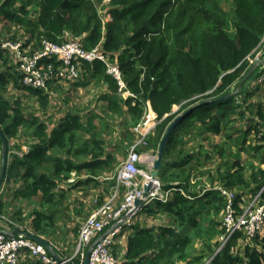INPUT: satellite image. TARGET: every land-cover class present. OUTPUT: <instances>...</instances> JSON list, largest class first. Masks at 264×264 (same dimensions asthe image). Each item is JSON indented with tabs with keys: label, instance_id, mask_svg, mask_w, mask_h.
<instances>
[{
	"label": "trees",
	"instance_id": "obj_1",
	"mask_svg": "<svg viewBox=\"0 0 264 264\" xmlns=\"http://www.w3.org/2000/svg\"><path fill=\"white\" fill-rule=\"evenodd\" d=\"M107 14L109 18H103ZM7 23L10 34L18 29L7 37L22 41L25 48H40L42 39L62 43L67 36L85 49L98 46L119 66L132 96L119 95L102 61H83L82 86L89 84V77L104 87L93 109L71 108L67 98L51 92L61 87L59 82L44 89L21 85L17 69L11 70L13 53L0 45V129L8 152L3 182L15 184L7 190L10 195H0V221L5 220L9 229L48 235L66 216L67 208L59 206L67 194L74 197L72 191L77 190L79 196L92 185L100 188L96 197L102 200V191L116 185L114 176L104 179L118 162L112 151L135 141L132 129L144 117L149 100L158 122L146 150L156 152L167 126L185 113L165 142L158 170L163 189H172L169 197L142 208L152 215L162 212L168 221L151 219L145 227L137 225L127 237L121 262L138 264L153 253L151 264H264V230L249 241L242 231L236 232L215 252L226 207V197L216 185L234 190L238 211L261 189L258 203H264V169L259 167L264 164V108L247 100L253 91L236 100L252 78L258 80L253 88L264 84V58L237 93L225 96L252 65L249 59L264 47V0H0V29ZM10 84L26 90L37 107L28 110L19 94L6 97ZM52 104L56 110H49ZM233 114L244 123L240 136H224L243 150L242 142L252 134L250 147L260 152L257 165L246 168L239 157L231 160V153L218 142L210 148L201 143L189 147L197 139L220 135ZM115 117L122 121L111 127L108 118ZM120 123L125 131L113 135ZM197 170L203 177L192 183ZM197 183L202 187L193 190ZM16 200L18 207L12 204ZM35 200L25 214L20 204ZM78 259L74 256L69 264Z\"/></svg>",
	"mask_w": 264,
	"mask_h": 264
},
{
	"label": "built area",
	"instance_id": "obj_2",
	"mask_svg": "<svg viewBox=\"0 0 264 264\" xmlns=\"http://www.w3.org/2000/svg\"><path fill=\"white\" fill-rule=\"evenodd\" d=\"M0 45L13 53L19 81L23 86L44 89L51 82L75 80L79 77V65L83 61L100 60L105 64L106 72L116 80L119 95L123 98L132 96L126 88L119 66L108 61L98 46L85 49L78 39L71 36H67L62 43L42 39L41 47L35 50L26 49L20 40L1 41ZM45 58H51L52 61H44ZM256 60H260L259 55L250 62ZM157 122L148 100L144 117L133 127L136 139L128 147L126 159L116 169V185L110 196L100 202L95 199V207L78 228L77 246L73 255L57 259L49 254L42 244L27 238L23 233L10 235L0 229V264H17L22 249H27L33 257L46 264H69L78 254L76 264H119L117 256L111 249L119 233L133 224V218L145 205L155 200L165 202L172 190H164L159 178L151 176L156 156L152 150L145 149L148 146L147 138L153 133ZM148 185L149 189L144 196V186ZM121 187L125 190L119 201L117 196ZM217 189L226 197V207L222 215L224 232L219 238L220 246L216 252L236 232L242 231L245 241H249L264 228V203H258L262 189L249 202L244 203L240 211L234 207L233 191L222 186H218ZM136 199H140L141 203L135 204ZM89 247L88 260L85 263Z\"/></svg>",
	"mask_w": 264,
	"mask_h": 264
},
{
	"label": "rangeland",
	"instance_id": "obj_3",
	"mask_svg": "<svg viewBox=\"0 0 264 264\" xmlns=\"http://www.w3.org/2000/svg\"><path fill=\"white\" fill-rule=\"evenodd\" d=\"M0 33L2 34V36H0L1 41H11L13 39L8 38L7 36H9L11 34H18V29L14 28L10 34L7 30V24H5L0 29ZM34 42H37V40L35 39ZM262 46H264V43ZM34 48L36 49V47L32 46L31 48H28V49L33 50ZM263 53H264V47H261L256 52V55L253 58H250L249 60H251V59L255 60L256 56L259 55V59L261 61H263V58H264ZM261 56H263V57H261ZM263 78H264V75L262 76V79ZM257 81L258 80L256 78H255V80H254V78L251 79L252 87L246 86L247 84L246 85L244 84L243 88H242L243 91H242L241 95L239 96V98H237L236 100L240 101L241 97H246V96H248L249 91H253V93L249 92V93H251V95L247 98V100L249 102L250 101L260 102V103H262V106L264 108V88L262 90H261V88L258 89L257 92H256V89L253 88L255 85V82H257ZM103 87L104 86L96 85L94 83V81L92 80L89 82V84H86L85 86H80L78 89L77 88L76 89L71 88L67 92H66V88H65V90L61 89L62 97L67 98L66 103L71 104L73 108H75V107H80V108L89 107L90 108L91 107L90 109H93L94 106H96L95 105L96 98L98 97V94L103 89ZM17 94H19V96L21 97L22 103L25 104V106H27L28 110H30L29 108L37 107L38 103H37L36 99L31 97V95L26 90L18 91V90L13 88L12 84H10L8 86V90L5 92V96L11 97L12 95H17ZM53 102H55V101H53ZM63 102H65V101H63ZM97 105H99V104H97ZM99 108H101V107H99ZM177 108H178V105L173 106V111H175V110L177 111ZM63 109H66V107H63ZM49 110H56V105L55 104L50 105ZM54 113H56V112H54ZM230 119H231V121L225 123L224 127H226V128L222 130V133L220 135H214V136L210 135L209 136L210 139L208 141H202V138H200V140L197 139L192 145H189V147L194 146L197 148L198 143H201L204 147L210 148L212 143L218 142L219 144L224 145L225 148L231 153V155H232L231 160L234 157H239L242 164L246 168H249L250 165H257L259 157H260V152H256L253 150L252 147H250L251 142H252V134L249 133L247 135V140L242 142L243 150H239V148L236 144V141L229 142L226 139V137L224 136L225 134L226 135L230 134V136L233 139H236V138H238V136H240L238 130H242V128H243V124H244L242 122L243 120L239 119L236 114L231 115ZM108 120L111 121L109 123L111 125V127H114V124L119 123V121L121 119L119 120L117 117H115L113 119L108 118ZM121 123L115 125L116 132H114L113 135H115V134L118 135L120 132L125 131V130H123L124 126H122ZM117 131H118V133H117ZM11 144H12V142H11ZM128 146H125L124 149H122L120 147H116L114 149V151H112V153L116 155V158L118 161L115 164V168H114L113 172L121 165L122 161H124L126 159V152H127L126 149ZM0 152H1V149H0ZM214 155H215V157H217V153ZM216 160L219 161L218 157L216 158ZM210 165H211V167L213 166L212 163H210ZM259 167L264 169V164H261V165L259 164ZM114 177H115V173H114ZM202 177L203 176L199 175L198 170L195 171L192 183L195 182L196 179L198 180V179H201ZM115 180H116V178H115ZM202 185H203L202 183L194 184L192 189L193 190H196L197 188L200 189L202 187ZM205 185H209V183H206ZM17 186H18V183L16 184V187ZM218 186H221V185H218ZM218 186L216 185V188ZM9 187H12V188H10V191L13 188H15V184L13 181H10L8 183L6 181L2 182V187L0 189V195L4 196L3 195L4 193H6L5 197L10 195L11 192L7 191V190H9ZM98 189L99 188L90 185V186H88V188H86L85 191H83L84 193L83 194L81 193L79 196L75 195V193L77 191V190H75V191H72V194L74 195V197L73 196L70 197L69 194H67L64 197V200L62 201V203L60 204L59 207L61 209L67 208V210H65V214H64L66 216L63 217L60 221V223H61L60 228H62L63 230L67 229V231L70 233L71 232L75 233L74 228L79 227L78 225L81 224L83 219L87 215H89L90 212L92 211V209L95 207L94 199H95V196L99 195V193L97 192ZM227 190H229V189H227ZM229 191H234V190H229ZM110 194H111V191H110ZM110 194L108 196H110ZM12 204L15 205L14 207H18V201L17 200L13 201ZM35 204H36V200L31 202V203L22 202L20 205L22 206V208L25 211L29 212L30 208H33L35 206ZM14 207H12V210H14ZM78 210H79V212H76ZM16 219H17V217H16ZM153 221L156 223H158V222L159 223H167L168 217L166 214L160 212L159 214L153 215ZM0 225H1V227L8 229V226L5 222V220L0 221ZM263 230H264V228L262 229V231L260 233H262ZM194 248L198 249L199 246L196 247V245H195ZM215 250H217V249H215ZM71 255H73V253H71ZM208 257H210V256L208 255ZM206 263H208V260L206 261ZM177 264H181V263L178 262Z\"/></svg>",
	"mask_w": 264,
	"mask_h": 264
},
{
	"label": "crops",
	"instance_id": "obj_4",
	"mask_svg": "<svg viewBox=\"0 0 264 264\" xmlns=\"http://www.w3.org/2000/svg\"><path fill=\"white\" fill-rule=\"evenodd\" d=\"M105 19H108L109 18V15L107 14L106 16H104ZM2 23L4 24L5 22L2 21ZM1 23V24H2ZM0 24V25H1ZM8 25V23H7ZM28 49V47L26 48ZM37 49V48H36ZM29 50V49H28ZM35 50V49H33ZM11 64V70H16V62L13 60V64ZM82 63L79 65V68L81 67ZM81 69V68H80ZM80 72V71H79ZM79 77L81 78L79 80V82L82 83V80L85 79L80 73H79ZM78 77V78H79ZM77 78V79H78ZM87 78V77H86ZM77 79L75 80H59V81H55V82H51L49 83L50 84V88L54 85H57L56 82H59L58 86H61L59 89H55L52 88L51 89V92L55 95H62V91L61 89L65 90L66 88V92L69 90V89H78L80 86H82L81 83L79 82H75ZM89 80V82L91 81L89 79V77L87 78ZM255 80V79H254ZM78 81V80H77ZM88 82V83H89ZM49 86V85H48ZM249 87H252V83L249 84ZM261 90L264 88V84H262L260 86ZM259 88V89H260ZM258 90L256 89V92ZM69 106L71 108L72 105L69 104ZM77 108V107H75ZM91 108V107H90ZM78 109H83V108H80L78 107ZM133 131V129H132ZM134 133V132H133ZM134 142V141H133ZM147 148V147H146ZM150 150V149H149ZM116 171V170H115ZM115 171L113 173H115ZM111 174L110 175H107L104 179L108 180L110 178H112L114 176V174ZM115 178V177H114ZM114 188L111 187L109 189H104V191H102V200H104L105 198H107V196L110 194V191H112V189ZM124 190L125 188L124 187H121L120 188V191H119V194L117 196L118 200L120 201L122 199V195L124 193ZM99 194L101 193L100 192V188L98 189L97 191ZM95 199L100 202L102 200H100L98 197L95 196ZM95 199H94V203H95ZM250 201V198L247 199V202ZM28 212L25 211V214H27ZM86 218V217H85ZM84 218V219H85ZM83 219V220H84ZM151 219H153V215L152 214H148L145 210H140L138 212V214L133 218V226L132 228H124L118 235L114 245L112 246V249H113V252L115 253V255L117 256L118 258V261H119V264H123L121 261L123 260V256H124V253H125V247H126V240H127V237L131 234H133L137 229H136V226H142V227H145L147 226L148 224H150L149 222L151 221ZM61 220H58L57 223H56V228H55V232L52 233V234H48V235H38V237L44 239L45 241L49 242L51 247L53 248V250L55 251V253L58 255V257H62V256H65L67 257L68 255L70 256L71 253H75V250H76V246H77V238H76V233H70L67 231V229H62L60 228L61 227V223H60ZM143 221V222H142ZM4 229V230H3ZM3 231H5L7 234H9L10 231H13L14 229H6V228H2ZM14 231H19V230H14ZM29 233V232H28ZM32 234V233H31ZM12 235V234H10ZM13 235H16V234H13ZM34 235V234H33ZM37 236V235H36ZM49 251V250H48ZM50 252V251H49ZM51 253V252H50ZM52 254V253H51ZM53 255V254H52ZM67 255V256H66ZM79 255V254H78ZM154 257V254L153 253H150L145 259H142L141 262H139L138 264H151L149 263V258H153ZM17 264H46L42 261H40L37 257H33L27 249H22L20 254H19V258H18V262Z\"/></svg>",
	"mask_w": 264,
	"mask_h": 264
},
{
	"label": "water",
	"instance_id": "obj_5",
	"mask_svg": "<svg viewBox=\"0 0 264 264\" xmlns=\"http://www.w3.org/2000/svg\"><path fill=\"white\" fill-rule=\"evenodd\" d=\"M261 60H256L252 63V65L248 68V70L246 71V73L243 75V77L240 79V82L238 84V86L233 90L228 92L225 96H230L234 93H237L238 90L242 87L244 81L249 77V75L253 72V70L260 64ZM194 107L189 108L188 111H191ZM185 113H181L179 115H177L173 121L167 126L160 142L159 145L157 147L156 150V154H155V160H154V165H153V170L151 172V176L153 178L158 177V170L161 167V163H162V155H163V148L165 145V142L167 141L168 137L170 136L171 132L173 131V129L176 127V125L178 124V122L184 117ZM0 141H1V152H0V185L2 184L4 177H5V172H6V167H7V141L4 138L2 131L0 129ZM149 189V185L148 186H144V192L143 195L145 196L147 194V191ZM141 203L140 199H136L135 200V204H139ZM18 233H23L27 238L38 242L40 244H42L47 250H49L57 259H60L58 257V255L55 253V251L53 250V248L51 247L50 243L45 241L44 239L33 235L31 233L28 232H23V231H10L9 234H18ZM91 247V246H90ZM89 249H87L86 251V255H85V263L88 260V254H89Z\"/></svg>",
	"mask_w": 264,
	"mask_h": 264
},
{
	"label": "clouds",
	"instance_id": "obj_6",
	"mask_svg": "<svg viewBox=\"0 0 264 264\" xmlns=\"http://www.w3.org/2000/svg\"><path fill=\"white\" fill-rule=\"evenodd\" d=\"M155 154H156V152H155Z\"/></svg>",
	"mask_w": 264,
	"mask_h": 264
}]
</instances>
